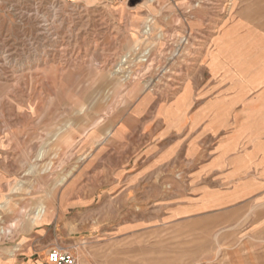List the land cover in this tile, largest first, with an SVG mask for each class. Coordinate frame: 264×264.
<instances>
[{"label": "rangeland", "instance_id": "rangeland-1", "mask_svg": "<svg viewBox=\"0 0 264 264\" xmlns=\"http://www.w3.org/2000/svg\"><path fill=\"white\" fill-rule=\"evenodd\" d=\"M261 132L264 0H0V264H197L242 209L177 215L163 190Z\"/></svg>", "mask_w": 264, "mask_h": 264}, {"label": "crops", "instance_id": "crops-1", "mask_svg": "<svg viewBox=\"0 0 264 264\" xmlns=\"http://www.w3.org/2000/svg\"><path fill=\"white\" fill-rule=\"evenodd\" d=\"M184 110L191 111L190 108ZM203 110L202 106L197 109L199 113ZM193 124L194 121L187 122L186 128H193ZM200 125L203 126V122ZM176 128H173V132ZM158 129L159 135L172 132V127L166 129L163 126ZM204 133L203 130L202 134ZM254 139L256 145L242 155L222 152V155H216L219 160L212 161L211 157L208 159L203 154L205 161H199V164L191 165L180 174H175L171 190H163L164 193H173L169 204L179 212L177 215L222 212L225 208L236 206L242 209L238 220L231 223L225 221L213 231L212 245L197 264H264V132L256 134ZM142 168L139 172L135 170L126 174L123 180H129L119 184L121 186L115 190H123L122 194L127 198V211L133 209L131 204H134L136 194L131 181L136 179L142 184L148 176ZM165 198L164 195V203ZM122 222L118 226L119 231L126 228L130 230L136 225L130 218Z\"/></svg>", "mask_w": 264, "mask_h": 264}, {"label": "bare ground", "instance_id": "bare-ground-1", "mask_svg": "<svg viewBox=\"0 0 264 264\" xmlns=\"http://www.w3.org/2000/svg\"><path fill=\"white\" fill-rule=\"evenodd\" d=\"M125 61H127L125 59ZM124 61V62H125ZM136 65V64H135ZM118 67V66H117ZM129 67V66H128ZM128 67L127 66H124V64H121L120 67L116 70V73L119 75V74H124L125 72L128 71ZM116 74V77H118L119 79L123 78V76H118ZM129 76H131V74H129ZM117 83L121 84V82L119 80H116ZM48 212V208H46L45 206H43L42 204L41 205H37L35 206L34 208V212L31 216V219L30 221L32 223H39L40 219H42L44 217V215H47L46 213ZM6 230V229H5ZM0 232H2V230H0Z\"/></svg>", "mask_w": 264, "mask_h": 264}, {"label": "built area", "instance_id": "built-area-1", "mask_svg": "<svg viewBox=\"0 0 264 264\" xmlns=\"http://www.w3.org/2000/svg\"><path fill=\"white\" fill-rule=\"evenodd\" d=\"M51 264H78L77 258L69 252L63 253L59 249H52L49 253Z\"/></svg>", "mask_w": 264, "mask_h": 264}]
</instances>
